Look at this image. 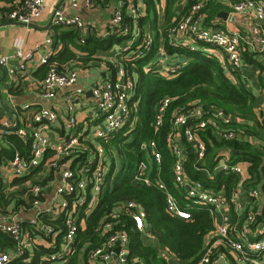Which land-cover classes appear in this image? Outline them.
<instances>
[{
    "label": "built area",
    "instance_id": "obj_1",
    "mask_svg": "<svg viewBox=\"0 0 264 264\" xmlns=\"http://www.w3.org/2000/svg\"><path fill=\"white\" fill-rule=\"evenodd\" d=\"M80 0H72L71 7L77 8ZM87 7H93L92 0H81ZM212 0H197L186 14L182 15L178 23L167 30L168 41L172 47L187 48L197 51L200 44L206 45V53L215 54L219 51L223 57L221 63L224 73L232 75L239 73L244 67L243 55L246 49L259 47L264 56V0H217L219 3H229L231 15H249L254 24L246 33L229 32L223 28H214L206 25V13L203 10ZM229 1V2H228ZM120 8L115 11L110 24V31L118 32L127 39L123 49L125 57L143 58L152 51L154 35L152 32H141L138 29L139 19L144 15V0H120ZM46 10V0H25L23 7L8 16L10 22H19L25 25L35 23L43 16ZM126 10V11H125ZM133 18L130 29L124 24L125 15ZM53 24L63 28H74L82 36L84 43L90 27L79 15H68L67 10H58L54 16ZM135 42L140 44L132 48ZM51 39L46 40L51 45ZM216 49V50H213ZM34 57L33 51H26L23 42L18 39L12 55L0 52V68L5 69L11 78H16L19 72L27 69V63ZM52 54L41 59L42 65H47ZM166 51L160 49L158 58L146 71H152L166 78L175 77L184 67L183 63H171ZM12 60H18L17 67H10ZM115 79L97 82L92 90L94 106L89 113L91 120L102 118L104 124L94 132V140L99 144L87 140L84 135L73 134L61 138L52 144L50 133L52 127L60 120L57 110L43 108L34 116L31 132L19 128L16 133L23 139H31V155L25 158L20 153H15L8 166L16 178L30 175L40 167L47 166L54 172L55 184L53 205L45 212L53 220L64 218L65 232L55 229L52 225L42 223L45 217H40L30 222L34 232L52 238L54 252L43 257L39 264H69L76 255V241L81 230V221L88 217L96 208L101 194L108 184L110 160L103 144H108L113 135L126 127L135 125L134 111L138 103H131L136 81L129 76L122 64H117ZM77 70L60 71L57 64L49 65L45 77L39 87L42 97L53 99L57 93L66 91L65 100L70 112L66 119L67 127L77 129L78 119L75 112V102L84 99V91L76 88L79 80ZM2 73L0 72V80ZM171 98H165L156 109L153 127L157 132L163 126L165 113L171 104ZM245 120L237 118L232 113L221 107H204L192 103L189 107L177 109L172 118V129L167 135V148L173 156L172 166L173 182L177 189L183 193V206L180 200L171 193L167 185L160 178V166L163 154L158 142L150 140L140 145V150L145 153V159L136 167L134 183L155 187L165 194L167 214L173 219L191 221L193 212L190 209H205L212 219L214 228L205 237L201 257L196 264H264V222L257 219L252 201L261 195L260 186H254L249 180L248 172L241 163H236L232 157V150L225 148L219 152V160L213 169L202 166L200 170L207 175V179L214 180L218 173L235 175L237 183L229 192L223 186L215 189L207 186L203 181L191 179L185 171L186 151L181 144L182 139L189 143L194 150L198 162H203L207 145L198 136L199 130L211 129L212 135L220 142L246 141L255 145L250 136L244 135L237 125H244ZM3 131L0 135L6 136L15 126L11 121L2 123ZM103 143V144H102ZM85 154L82 163L75 164V155L80 152ZM50 154V156H49ZM47 156H49L47 158ZM156 173L153 174V172ZM248 175V176H247ZM31 192L37 197L33 206H40V198L44 196L45 188L40 184H31ZM253 207V208H252ZM230 209L237 215L233 222ZM146 212L136 201H129L118 206L109 213L100 227L103 242L100 247L90 253L92 264H145L137 258L132 261L129 257L128 246L130 235L124 229H118L122 217L132 220L134 231L142 236L149 237L152 233L146 223ZM48 217V216H47ZM50 218V217H49ZM6 217L0 213V229L11 234L17 241L14 255L9 252H0V264H12L13 258H22L29 251V242L23 237V229L18 220L12 223L3 222ZM51 219V218H50ZM242 221L244 222L242 224ZM56 236V237H54ZM60 236V239L58 237ZM162 258L169 261L171 256L167 248L159 249Z\"/></svg>",
    "mask_w": 264,
    "mask_h": 264
},
{
    "label": "trees",
    "instance_id": "obj_2",
    "mask_svg": "<svg viewBox=\"0 0 264 264\" xmlns=\"http://www.w3.org/2000/svg\"><path fill=\"white\" fill-rule=\"evenodd\" d=\"M108 1L111 0H92L98 5L107 4ZM161 1L144 0L146 13L139 19L138 23L141 32L152 31L154 33L152 51L143 58L127 59L124 56L119 58L120 64L125 67L129 76L136 77V85L130 101L132 104L138 103V107L134 111L135 125L133 128L126 127L115 133L114 138L108 144L102 143L110 160L108 184L101 194L96 208L85 218L86 228L81 230L78 235L76 256L71 258L69 264H83L88 261L90 253L100 247L104 240L99 229L106 216L118 206L129 201H136L142 206L147 215L149 230L157 238L155 245H145L143 236L134 231L132 220L122 217L118 229H124L130 235L131 258H139L145 264H196L199 261L205 237L214 228L210 213L205 209H190L193 212L191 221L173 219L166 212L165 194L162 191L155 187L136 184L133 181L138 163L145 159V153L140 150V145L143 142L155 140L163 154L160 178L167 185L168 190L180 200L183 206H186L182 191L177 189L173 182L172 166L174 159L167 148V135L172 129V118L177 109L189 107L192 103L204 107H221L237 118L254 120L255 125L253 127L240 125L238 128L243 134L254 135L264 140V121L259 123L254 112L255 97L243 82L237 80V75L224 73L217 57L205 52L206 45L204 44H200L197 51L175 48L169 44L168 28L178 23L182 15L186 14L196 4L197 0H165V10L160 16L158 7L161 5ZM24 2L25 0H0V24L10 22L8 16L21 10ZM223 9L224 6L217 0L208 3L203 10L207 15L206 23L210 24L217 19ZM124 24L132 29L133 18L126 14ZM146 25L149 26L150 30L144 28ZM54 30V44L60 41L65 47L63 51L53 55L44 67L48 69L49 65L56 63L60 71L75 70V67L65 66V62L79 60L86 65L97 53L108 52L114 44H120L123 40L129 39V37H119L120 33L115 31L116 34L108 38H98L96 35L87 34L84 36L85 42L81 43L82 36L76 29H63V27L55 26ZM66 41L77 47L85 57H80L69 51ZM139 44V42H135L132 48L135 50ZM161 46L168 56L184 57L187 61L175 77L166 78L150 70L146 71L158 58ZM213 50L215 49L213 48ZM109 66L114 69L113 64H109ZM165 98H171L172 102L166 110L163 126L156 132L153 127L156 109ZM197 133L207 145L203 162H198L189 143L184 139L181 141L187 154L184 164L185 171L191 179L203 181L207 186L215 188L226 186L230 190L237 183L238 177L233 174L218 173L215 180H209L207 175L200 170L202 166L212 170L219 160V152L229 148L233 152L232 157L236 163L249 164L248 175L253 185L262 182L264 153L259 147H255L246 141L220 142L212 135L211 129L199 130ZM2 141L6 143V146L2 144ZM2 141H0V166L7 164V161L11 160L17 152L25 158L30 157L31 139L29 137L23 139L13 132L6 135ZM75 156L74 165L86 161L85 154H82L81 151ZM39 169L35 171L37 172ZM155 173L156 170L153 174ZM30 178L31 175L18 179L14 183L24 184ZM49 179L39 183L32 182V184L44 185ZM0 192L4 193L2 190ZM24 196L31 206L37 198L32 194L31 187L21 190L14 198L22 200ZM41 221L52 225L61 234L65 232L64 218L53 220L43 217ZM0 246L11 250L15 246V241L9 234L0 231ZM161 248H167L176 257L177 262L168 263L162 258L159 253ZM54 251V249L43 250L45 254ZM40 254L41 251L38 248L37 257ZM79 257L84 258L85 262H79L77 260ZM13 264H17L16 261Z\"/></svg>",
    "mask_w": 264,
    "mask_h": 264
},
{
    "label": "crops",
    "instance_id": "obj_3",
    "mask_svg": "<svg viewBox=\"0 0 264 264\" xmlns=\"http://www.w3.org/2000/svg\"><path fill=\"white\" fill-rule=\"evenodd\" d=\"M60 1L61 0H46V10L41 19L35 22L39 27H41V29H33L30 27L17 25H6L0 27L1 53L5 55H12L15 49V42L16 40L20 39L24 44L25 50L28 52L33 51L34 54L33 59L27 63L26 71L19 72L16 78H11L6 70V77L3 78V73L0 70V72L2 73V79L0 80V127L3 128L2 123L4 121H11L15 125L16 123H19L18 129L24 128L28 131V133H30L32 129L31 127L33 126L34 116L41 109L49 108L57 110L60 114V120L51 129L50 139L52 144H55L61 138H66L70 135L78 134L84 135L87 140H90L97 145L99 144V142L94 140V132L97 128L103 126L104 121L101 117L95 120H91V118L89 117V113L94 106L91 90L93 86L99 81L115 79L117 73L116 66L120 63L119 58L122 56L125 57V53L123 51L125 43L122 42L120 44H114L110 51L97 53L94 58L88 61L86 65H84V63L79 60L65 62V66L70 68L75 67V70L79 72V80L75 87L84 91V99L75 102V112L73 113V115H75L78 119L77 129H70L69 127H67L66 124V119L70 116V112L68 110V106L65 100L66 93L64 92L66 91L57 93V96L53 99H46L42 97L39 89L47 71L46 67L41 64V59L50 54H52L53 56L55 54L60 53L65 47V45L60 41L54 44L55 25L53 23L50 29L43 30V28L47 27V25L49 24L52 13L54 12L55 7L60 3ZM119 1L120 0H111L104 5H98L94 3L93 7H87L86 3L80 0L78 2V7L72 8V0H66L61 6L60 10H67L68 15H79L80 17H82V19H84V21L89 24L90 31L88 34L96 35V37L98 38H108L111 35L116 34L115 32L110 31V24L112 22V18L114 16L115 11L120 8ZM165 4L166 1L162 0L161 5L158 7L160 16L164 13ZM221 4L224 6V9L219 13L218 18L213 20V22H211L210 24L206 23V25L213 26L214 28H223L232 33L241 32L246 34L251 29V26L254 24L253 18L249 15H231L232 9L230 8L229 3L225 4L221 2ZM142 12L145 15L146 7L143 9ZM221 13H227V18L225 19L223 16H220ZM144 28L146 30H150L148 25L144 26ZM118 36L124 37L123 35ZM47 39H51L53 43L51 45H47ZM65 43L67 44V49L69 51L80 57H85V55L77 47L73 46V44L68 41H66ZM160 49H163V47L161 46ZM214 56H216L219 62L222 63L223 57L221 53H219V51H216ZM243 58L244 67L239 73L236 74L237 80L243 82L244 85L248 88V90L254 95L256 100L254 106L255 116L259 123H263L264 56L261 53L259 47L256 45V47H252L250 49L247 48L243 55ZM168 60L171 63L181 62L183 64H186L187 62L184 57L177 56H169ZM18 64V60H12L10 63V67H17ZM109 64H113L114 69L109 66ZM134 80L136 81V77L134 78ZM254 125V120L251 121L245 119V124L243 126L253 127ZM16 131H10L9 134L13 132L16 133ZM2 132L4 131L0 128V135L2 134ZM244 135H249L250 138H252L255 142V145L253 146L259 147L264 153V140L254 135L246 133ZM3 138L4 136L0 138V141H2ZM112 138H114V135ZM2 144L6 146V143L4 141H2ZM9 161H7V164H3L0 166V190L4 191V193L0 192V213L6 217V219L3 220V222L6 224L12 223L14 218L20 222L25 236L23 238L26 243L29 242L28 245H30L29 251L24 255V257L13 258V263H15L16 261L17 264H39L43 260V257L49 255L45 254L43 250L54 249L52 247V238H47L35 233L33 228L31 227L30 222L35 218L40 217L42 213L46 215V210L51 205H53L55 184H52V182L55 178L57 181H59L60 178L58 176L55 177L56 174H54V172L51 171L49 167L43 166L37 172L33 171L30 174V180H28L26 183H14L15 181L21 178H16L12 174V171L8 166ZM241 164L243 165L244 169L248 172L249 164ZM47 179L49 180L43 185L44 187L47 185V187L45 188L46 192L44 193V196L40 198L39 207H35L33 206V204L32 206L29 205L28 200H25V196L24 199H22L23 201L14 198L21 190L26 189L27 187H31L30 185L32 184V182L39 183L44 182ZM254 186H260L261 195L256 200L252 201V205L254 207L255 212L257 211L258 221L264 222V177H262V182L260 184ZM224 187L227 192L231 190L227 189L226 186ZM230 215L232 221L236 222L237 215L234 213V211H232V209H230ZM45 217H50L51 219L53 218L51 215H46ZM243 223L244 222L242 221V224ZM81 228L83 230L86 228L85 218H83L81 221ZM0 231L2 230L0 229ZM9 235L15 241L16 246V239L11 234ZM58 239H60V236L58 237ZM143 240L145 245H155L157 243V238L153 233L149 237L143 236ZM15 246L11 250L6 249V247L0 246V252H9L14 255L13 251ZM38 248L40 249L41 254L37 257L36 252ZM128 251L130 257L129 246ZM136 259L137 258L130 257V260L132 261ZM77 260L82 263L85 262L84 258L82 259L81 257H79ZM172 261L177 262L175 256H171V259L167 262L169 263ZM83 264H92L90 262V258L87 262Z\"/></svg>",
    "mask_w": 264,
    "mask_h": 264
},
{
    "label": "water",
    "instance_id": "obj_4",
    "mask_svg": "<svg viewBox=\"0 0 264 264\" xmlns=\"http://www.w3.org/2000/svg\"><path fill=\"white\" fill-rule=\"evenodd\" d=\"M65 1H66V0H61L60 3L55 7V10H54V12L52 13V16H51V18H50V22H49V24L47 25V27L43 28V30H48V29H50V27L52 26L53 19H54V16H55L56 12H57L58 10H60L61 6L64 4ZM220 16H223V17L226 19L227 16H228V14H227V13H221ZM6 25L26 26V27H30V28H33V29H41V27H39L36 23H32V24H29V25H25V24H23V23H19V22H11V23H7V24H6V23H5V24H0V27H2V26H6ZM0 70H1L2 73H3V78H5V77H6V74H7L6 71H5V69L0 68ZM18 124H19V123H16V125H15L13 128L9 129V130H10V131H16V130L18 129V127H19ZM0 128H1V129H4V128H2V127H0Z\"/></svg>",
    "mask_w": 264,
    "mask_h": 264
},
{
    "label": "rangeland",
    "instance_id": "obj_5",
    "mask_svg": "<svg viewBox=\"0 0 264 264\" xmlns=\"http://www.w3.org/2000/svg\"><path fill=\"white\" fill-rule=\"evenodd\" d=\"M123 43L128 44V41H127V40H123ZM154 62H155V61H154ZM154 62H153L152 64H154ZM152 64H151V65H152ZM117 167L119 168V165H118ZM117 172H118V169H117ZM117 172H116V173H117Z\"/></svg>",
    "mask_w": 264,
    "mask_h": 264
}]
</instances>
